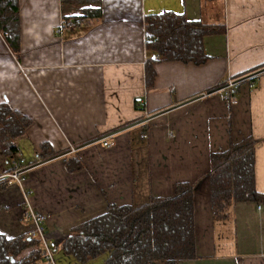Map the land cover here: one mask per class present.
Returning <instances> with one entry per match:
<instances>
[{"label":"crops","instance_id":"crops-1","mask_svg":"<svg viewBox=\"0 0 264 264\" xmlns=\"http://www.w3.org/2000/svg\"><path fill=\"white\" fill-rule=\"evenodd\" d=\"M18 5L16 53L0 33V105L30 126L14 140L13 159L0 151V234L25 238L28 198L45 215L56 264H77L59 247L70 230L103 215L108 204L140 207L189 183L197 257L178 264H264V206L238 203L215 222L208 179L211 153L251 137L255 189L264 194V0H100L98 20L59 34L63 18L79 16L80 6ZM163 12L224 31L205 37L201 65L155 62V82L145 89L144 19ZM254 71L251 88L240 79ZM232 79L239 82L229 104L222 89ZM139 126L147 128L145 139ZM43 143L58 157L30 168ZM17 156L29 167L22 187L6 177ZM73 156L84 168L70 173L64 163Z\"/></svg>","mask_w":264,"mask_h":264},{"label":"trees","instance_id":"trees-1","mask_svg":"<svg viewBox=\"0 0 264 264\" xmlns=\"http://www.w3.org/2000/svg\"><path fill=\"white\" fill-rule=\"evenodd\" d=\"M64 4L81 7V14L63 18L65 24L75 27L101 17L100 0H60ZM18 0H0V33L9 49L16 53L19 47ZM224 28L189 21L184 15L163 12L144 19L146 61L144 85L149 89L155 82L152 56L159 61H176L201 65L207 61L204 39L220 33ZM236 94L228 100L235 101ZM138 100L137 110L142 109ZM30 126L24 115L0 105V151L7 159L17 153L14 140ZM138 135L147 128L135 129ZM255 141L247 137L209 157V188L211 213L215 222L228 219L234 205L254 203L264 206V194L255 189ZM43 162L57 158L51 147H40ZM68 172L80 171L83 163L76 157L66 159ZM64 255L71 256L77 264H85L104 254V264H178L196 259L194 235V185L180 183L172 196L150 197L140 207L108 204L106 212L70 230L61 244ZM56 251V250H55ZM0 264H45L43 250L37 239L24 237L7 239L0 234Z\"/></svg>","mask_w":264,"mask_h":264},{"label":"built area","instance_id":"built-area-1","mask_svg":"<svg viewBox=\"0 0 264 264\" xmlns=\"http://www.w3.org/2000/svg\"><path fill=\"white\" fill-rule=\"evenodd\" d=\"M220 2H224V0H219ZM75 28L74 23H61L60 27L57 29L56 33H61L62 31H70ZM152 60L157 62L160 60L159 55L152 56ZM258 76V72H251L247 75L243 76L240 80H246L249 84V87H254V80ZM237 82L239 80H228L226 85L222 89L223 96L225 99L228 100L232 98L237 93ZM145 136H142V139H145ZM104 147L110 146L111 144L108 142H103L102 144ZM25 159L17 156V159H14L11 164V170L6 175V177L9 179V183L18 185L20 187L24 186V175L28 171L27 168H29L27 165H24ZM42 163V160L39 156V154H34L33 160L31 161V167L34 168V166L40 165ZM261 206V205H260ZM257 207V210L260 211L261 208ZM25 211L27 213V216L30 220L31 224V230L25 235V238L27 240L31 239H37L41 243V247L43 250V261L45 264H56V259L54 252L57 249V244L49 240L46 236L45 232V226L44 223L46 221L45 215L37 210H34L31 204L29 203L28 198L25 199Z\"/></svg>","mask_w":264,"mask_h":264},{"label":"rangeland","instance_id":"rangeland-1","mask_svg":"<svg viewBox=\"0 0 264 264\" xmlns=\"http://www.w3.org/2000/svg\"><path fill=\"white\" fill-rule=\"evenodd\" d=\"M38 166V165H37ZM37 166H34V167H37Z\"/></svg>","mask_w":264,"mask_h":264}]
</instances>
